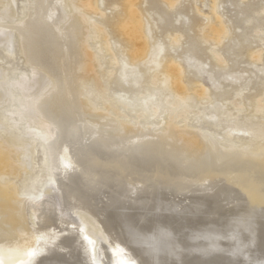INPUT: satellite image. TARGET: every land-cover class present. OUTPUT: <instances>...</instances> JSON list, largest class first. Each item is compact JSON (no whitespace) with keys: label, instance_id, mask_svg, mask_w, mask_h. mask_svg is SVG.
<instances>
[{"label":"bare ground","instance_id":"bare-ground-1","mask_svg":"<svg viewBox=\"0 0 264 264\" xmlns=\"http://www.w3.org/2000/svg\"><path fill=\"white\" fill-rule=\"evenodd\" d=\"M102 1L32 0L17 15L14 0H0V43L7 54L15 44L27 66L22 77L0 72V213L11 206L25 226L0 232V264H264V197L249 191L252 181L264 190V84L247 96L244 86L219 93L186 78L166 50H183V34L155 33L137 0H126L122 50L94 18ZM220 9L212 0L215 21L202 29L224 45L210 49L214 60L229 67L224 42L237 41L232 54L248 47L264 63V8L246 19L245 39ZM98 48L112 50L114 69ZM116 78L125 85L113 91ZM206 118L226 131L196 125ZM240 130L246 146L232 138ZM36 138L49 183L37 200L8 178L33 167Z\"/></svg>","mask_w":264,"mask_h":264},{"label":"rangeland","instance_id":"rangeland-1","mask_svg":"<svg viewBox=\"0 0 264 264\" xmlns=\"http://www.w3.org/2000/svg\"><path fill=\"white\" fill-rule=\"evenodd\" d=\"M182 2L183 3L176 8L169 9L165 5L164 0H137L136 7L150 23H153L155 33L158 32L160 34L163 31L162 27L164 25H171L179 29L183 34V50L179 47L173 48L170 47L169 44H166V50L169 53L167 62H171L173 59L177 58V55L179 54L180 60L178 62H181L183 65L186 78L191 77L194 80H199L201 84L212 89L216 87V91L219 93L232 92L237 86L246 87L244 92L247 96L258 93L262 89V87H260L262 86L261 84H264V63L254 61L249 56L247 51L248 47L245 48L243 50L244 53L240 55L232 54V50H234L235 47H232L231 45L237 42L235 41L234 43H227L228 45L224 42L226 49L230 50L226 56L230 55L232 60L229 67L227 65L225 67H220V64L214 60L210 49L213 48L221 51L224 45L217 44L210 38L207 37V39H205L204 36H202V29L207 22L212 23L215 21V18L211 13L212 0H182ZM219 2L221 5L219 12L225 20L230 21L232 31L236 34H241L243 39H245L249 33V24H247L246 19L253 16L256 10L258 11L264 8V0H219ZM31 3L32 0H14L17 15L26 14L25 8L27 11H32ZM125 9L126 0H103L100 4V12L94 16L96 20L104 22V37L108 36L110 41H115L117 45L121 46L122 50H126L129 45L119 30V25L122 23ZM181 12H183L185 16ZM68 15H70V13ZM205 28L207 29V27ZM162 36H164V34ZM257 45L258 44L251 43L252 47H256ZM187 46H190V53L188 54H186ZM113 48L116 50L118 47L116 46ZM98 50L101 52L100 64L102 67L106 69L112 67L114 69V65L108 67L107 64L111 61L108 55L111 54L112 50L108 49L107 52L102 48H98ZM173 50L178 52V54H173ZM125 54H128V52L125 51ZM21 56L22 55L15 44H13L12 53L7 54L5 52V45L0 43V72L9 74V72L18 71L21 77L26 76L27 66ZM113 83L114 84L111 86L113 91L119 90L122 85H125L120 78H116ZM90 84H93V80H91ZM143 86L146 89L149 88L152 90L151 85L149 84H144ZM131 114L133 115V113ZM211 119L206 118L205 120H200L199 123H195L196 125L203 127L204 130L209 131L211 134H223L224 131H221L220 129L224 128L226 131L227 125L225 120L222 121L221 125L219 124L215 126L214 121L217 118H214L213 120ZM15 123H18V121L15 120ZM159 124L161 123L156 122L154 125L158 126ZM16 127L18 129H13V131L19 130L20 136L18 137L27 140V132L23 133L21 125H17ZM193 129H195L194 126ZM232 134V136H234L232 137L233 140L236 143H240L241 146H246V143L251 141V136L248 132L240 130L233 131ZM31 137L33 138L34 135ZM40 145L41 140L36 138V143L33 146L35 152L30 158L33 167L29 170L19 171L21 174H18L16 178L11 176L8 177L10 183H12V181L16 183L17 191L24 193L22 197L34 196V198L30 199L35 200L39 199L49 186V183H46V178L42 175V171L39 168L43 158ZM20 158H24V155L20 156ZM206 184H210L208 180L206 181ZM254 184H256V182L252 181L249 185L250 189L247 186L249 191L254 195H256L257 191L258 195L262 194L264 197V190H256L257 187L252 188V185ZM65 185L66 187L69 186L68 181H65ZM65 185L63 183L64 187ZM260 199L264 198L260 197ZM13 215L14 210H12L11 206H8L4 209L3 213H0V232L4 231L5 234H10L12 231V228H10L11 224L16 228L24 230L25 226L21 225V222H19L17 217ZM7 217L10 219L8 220ZM228 231L229 230H225L224 234L228 233ZM252 249L257 252V255L262 250L261 246L259 248L253 246ZM29 258L30 256L26 258L25 264L31 260V258ZM85 261L88 260L85 258Z\"/></svg>","mask_w":264,"mask_h":264},{"label":"snow or ice","instance_id":"snow-or-ice-1","mask_svg":"<svg viewBox=\"0 0 264 264\" xmlns=\"http://www.w3.org/2000/svg\"><path fill=\"white\" fill-rule=\"evenodd\" d=\"M33 75H35V73H33ZM85 239H88V237H85ZM89 243H92V241H91V240H89Z\"/></svg>","mask_w":264,"mask_h":264}]
</instances>
